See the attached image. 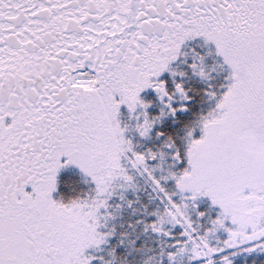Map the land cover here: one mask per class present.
<instances>
[{"label": "snow or ice", "instance_id": "obj_1", "mask_svg": "<svg viewBox=\"0 0 264 264\" xmlns=\"http://www.w3.org/2000/svg\"><path fill=\"white\" fill-rule=\"evenodd\" d=\"M0 264H264V0H0Z\"/></svg>", "mask_w": 264, "mask_h": 264}]
</instances>
